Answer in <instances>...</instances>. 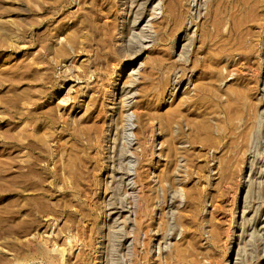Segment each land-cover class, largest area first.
<instances>
[{"label":"rangeland","instance_id":"1","mask_svg":"<svg viewBox=\"0 0 264 264\" xmlns=\"http://www.w3.org/2000/svg\"><path fill=\"white\" fill-rule=\"evenodd\" d=\"M0 264H264V0H0Z\"/></svg>","mask_w":264,"mask_h":264},{"label":"bare ground","instance_id":"2","mask_svg":"<svg viewBox=\"0 0 264 264\" xmlns=\"http://www.w3.org/2000/svg\"><path fill=\"white\" fill-rule=\"evenodd\" d=\"M172 10V9H171ZM171 12V11H170ZM174 13V12H173ZM251 18V17H250ZM254 19V18H253ZM253 23V22H252ZM115 96H116V94H115Z\"/></svg>","mask_w":264,"mask_h":264}]
</instances>
